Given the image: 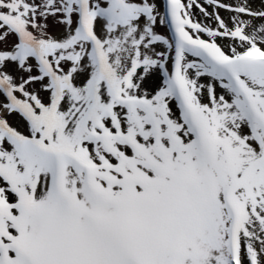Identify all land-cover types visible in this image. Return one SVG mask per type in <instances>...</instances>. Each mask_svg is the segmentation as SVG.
I'll return each instance as SVG.
<instances>
[{
	"label": "snow or ice",
	"instance_id": "6c2138e0",
	"mask_svg": "<svg viewBox=\"0 0 264 264\" xmlns=\"http://www.w3.org/2000/svg\"><path fill=\"white\" fill-rule=\"evenodd\" d=\"M0 264H264V0H0Z\"/></svg>",
	"mask_w": 264,
	"mask_h": 264
}]
</instances>
